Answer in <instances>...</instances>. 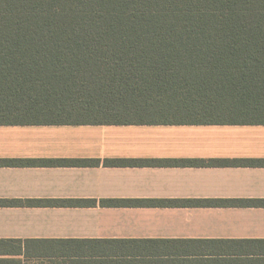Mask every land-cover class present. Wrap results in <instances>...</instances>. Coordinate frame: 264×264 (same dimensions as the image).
Masks as SVG:
<instances>
[{
  "label": "trees",
  "instance_id": "obj_1",
  "mask_svg": "<svg viewBox=\"0 0 264 264\" xmlns=\"http://www.w3.org/2000/svg\"><path fill=\"white\" fill-rule=\"evenodd\" d=\"M81 125H264V0H0V126ZM209 163L264 166V161ZM100 164L0 161V166ZM165 164L205 163L105 162ZM253 253L91 256L69 264H264V249ZM0 264L22 263L0 259Z\"/></svg>",
  "mask_w": 264,
  "mask_h": 264
},
{
  "label": "crops",
  "instance_id": "obj_2",
  "mask_svg": "<svg viewBox=\"0 0 264 264\" xmlns=\"http://www.w3.org/2000/svg\"><path fill=\"white\" fill-rule=\"evenodd\" d=\"M5 160L101 164L1 165L0 259L236 258L264 249V207L206 206L264 205V166L209 163L264 161V125L0 126Z\"/></svg>",
  "mask_w": 264,
  "mask_h": 264
},
{
  "label": "rangeland",
  "instance_id": "obj_3",
  "mask_svg": "<svg viewBox=\"0 0 264 264\" xmlns=\"http://www.w3.org/2000/svg\"><path fill=\"white\" fill-rule=\"evenodd\" d=\"M45 262H47V263H44V262H41V261H38V260H26L24 262V264H52L53 263V262H50V261H45ZM59 264H63V263H59Z\"/></svg>",
  "mask_w": 264,
  "mask_h": 264
}]
</instances>
